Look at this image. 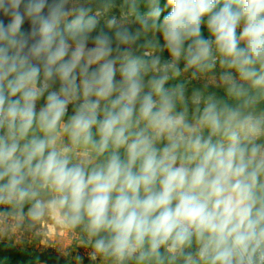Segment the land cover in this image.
<instances>
[{
    "label": "clouds",
    "instance_id": "9594fccd",
    "mask_svg": "<svg viewBox=\"0 0 264 264\" xmlns=\"http://www.w3.org/2000/svg\"><path fill=\"white\" fill-rule=\"evenodd\" d=\"M120 8L98 30L0 0V237L52 219L99 264H264V0Z\"/></svg>",
    "mask_w": 264,
    "mask_h": 264
},
{
    "label": "rangeland",
    "instance_id": "374dc122",
    "mask_svg": "<svg viewBox=\"0 0 264 264\" xmlns=\"http://www.w3.org/2000/svg\"><path fill=\"white\" fill-rule=\"evenodd\" d=\"M77 2L90 8L91 15H95L97 11H101L102 14L98 17V30L101 28L106 30L108 20L112 18L120 20L122 18V10L120 8L122 0H113L115 6L106 13L102 11L104 0H77ZM147 10V8L143 7L142 3L140 5V11L144 13ZM163 15H166V13L162 12L161 19ZM133 27H136V25H133ZM202 31L207 36L206 28H202ZM137 54L139 55L140 53L138 52ZM162 55L163 58H168L167 52ZM180 67L181 69L183 68V62H181ZM216 72L217 74L219 73V68L216 69ZM190 78L191 73H185L181 77L172 80L170 86H174L176 83L190 81L188 88L191 91L192 87H199L203 83L200 80H191ZM170 86L168 85V87ZM55 88H58V85ZM220 94L222 95L223 93L220 92ZM69 108H72V106L69 105ZM76 239L77 235L62 230L54 220L50 219L42 221L31 230L19 231L7 237H0V242L16 244L28 254L35 257L39 261V264H78L77 257H80V264H99L98 261L93 262L90 260L88 250L76 246Z\"/></svg>",
    "mask_w": 264,
    "mask_h": 264
},
{
    "label": "trees",
    "instance_id": "16d2710c",
    "mask_svg": "<svg viewBox=\"0 0 264 264\" xmlns=\"http://www.w3.org/2000/svg\"><path fill=\"white\" fill-rule=\"evenodd\" d=\"M166 0H160V6L164 8ZM144 8H147L143 4ZM170 9H165L163 13L167 14ZM172 80H170L165 86H170ZM69 114H72V108L68 110ZM0 264H39V261L28 254L25 250L12 244L10 242H0Z\"/></svg>",
    "mask_w": 264,
    "mask_h": 264
},
{
    "label": "crops",
    "instance_id": "0c3cea01",
    "mask_svg": "<svg viewBox=\"0 0 264 264\" xmlns=\"http://www.w3.org/2000/svg\"><path fill=\"white\" fill-rule=\"evenodd\" d=\"M0 19H3L5 21V23H7L9 21V17H4L2 14H0ZM30 29V21H25V24L22 26V30H25V31H28ZM43 103H44V100L42 99L38 104H37V110L43 106ZM68 115H71L69 114L68 112ZM67 119V117H66Z\"/></svg>",
    "mask_w": 264,
    "mask_h": 264
},
{
    "label": "water",
    "instance_id": "95a60500",
    "mask_svg": "<svg viewBox=\"0 0 264 264\" xmlns=\"http://www.w3.org/2000/svg\"><path fill=\"white\" fill-rule=\"evenodd\" d=\"M48 2H49V3H51V2H52V0H48ZM46 11H47V9H45V12H46Z\"/></svg>",
    "mask_w": 264,
    "mask_h": 264
}]
</instances>
